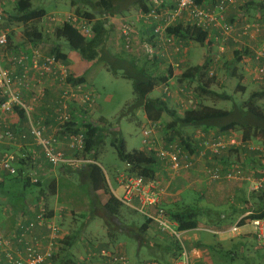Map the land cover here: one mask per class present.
Instances as JSON below:
<instances>
[{"label":"rangeland","instance_id":"374dc122","mask_svg":"<svg viewBox=\"0 0 264 264\" xmlns=\"http://www.w3.org/2000/svg\"><path fill=\"white\" fill-rule=\"evenodd\" d=\"M14 1L15 0H5L2 8L7 15L14 11ZM69 1L70 0H34V7L44 9L47 13V17L54 15L55 17L61 18L64 17V15L70 14V11L72 10V5H69ZM133 1L134 0H124L120 2V14H122V17L125 18H116L118 20L117 23H114L115 25L110 24L112 32L107 43V47L115 56H120L121 53H125L140 59L144 56V54H146V45L145 43L143 44L140 40L136 39L135 31L133 30L139 25L136 19L138 20V15L140 16V8L138 5H130V3ZM86 2L92 4V2L95 3L97 0H86ZM78 8L82 12L88 11L91 14H95L97 12L96 8H91L90 6L86 8ZM255 16L256 13L255 15L248 17V20L253 23L256 20ZM113 18H115V16H113ZM45 24L46 23L43 21L40 23V26L44 28ZM122 24L129 25L133 30L129 44L122 42ZM47 25L48 27H51L52 35L55 26H50L49 24ZM32 26L33 23L23 25L4 21L2 28L8 32V38L10 37L7 47L5 50L1 51L3 61L2 64L5 68H8V66H13L9 60L11 57H13L10 53L11 47H14L15 43H20V45L26 46V44L29 42V36H31L32 33ZM46 29L48 30V28ZM145 39L146 38L143 40L146 41ZM251 41L250 39L247 41L246 38H244L242 43H240L241 40L237 44L230 43L227 45L226 51L223 55H220V51L217 50L218 46L216 47L211 43V52L209 53V58L211 60L209 72H213V76L210 77L211 82L209 84V88L207 89L208 94H201L199 87L202 82L199 83L197 80L193 82L188 81L187 79L183 78V72L189 66L203 65L208 56V50L205 46H202L197 42L185 40L181 54L177 56L174 54L168 59L172 62L179 63L180 65V67L174 71L173 76L168 82V92L170 93L169 96L164 93L165 86L159 84L155 87L154 91L150 93L149 98H161L163 100L167 98L169 106L179 115H183L187 109L193 108L197 100L200 102L202 101L204 105L223 108L226 110H231L233 105H240L241 102L245 101L252 92L264 87V81H254V67L250 61V56L253 54L252 50L263 48L264 42L261 41V38H257V42H254L253 40ZM48 42H56L55 37L51 36L50 39H48ZM243 42L244 45L247 46L246 48L243 47ZM62 43L63 44L61 45V48L63 52L72 59L70 63L75 65V61L73 59L75 58L76 62H79L78 57L73 55L65 41H62ZM239 48L248 50L250 55L245 56L242 62L237 65V76L232 78L226 75V71L228 66L232 67L230 63L233 62L234 51L239 50ZM39 49L40 55L44 57L48 55V51L44 49V46L39 47ZM151 67H154V65L147 66V68H149L148 70H150ZM154 70H160L163 72L166 70V66L158 65L154 67ZM83 75L91 85L96 96V104L88 113H90L92 116V121L99 123V125L104 127L107 132L105 137L102 139L96 164L102 168L104 175H107L105 177L108 188L115 192L117 196L123 195V186L122 184L120 185L118 183V178L120 177V174L125 173L126 169V164L119 159L115 148L112 146L113 139L117 136L119 137V134L124 140L128 152L142 151L143 149L146 151V148L143 144V131L145 128L153 129L151 132L152 139L156 142L158 148H164L170 144L180 145L182 144V138L186 140L189 138L192 143L196 142V144H198L202 143L204 140L208 141L211 138L214 139L216 135H222L221 133L217 134L218 130H211L205 133V131L201 128L189 127L182 131V134L184 135V137H182L173 130H166L167 125L171 124L173 120L167 114L163 115L161 121L159 122V127L157 125L154 126L153 123H149L146 119L145 113L142 112V106L139 105L138 107L134 108L133 104L135 95L132 82L130 80L124 79L120 76H114L112 73L108 72L102 63L91 66ZM240 76L242 77L241 80L239 78ZM89 84L88 86L90 87ZM238 84L245 88V92L237 91ZM36 94H38V92ZM57 95H59V92ZM226 96H230L231 99L225 100ZM192 98L194 103H191L190 101ZM9 122H13V117ZM27 127L28 126L26 123L25 130ZM24 134H26V132H24ZM228 134L229 136L234 134L233 136L240 138L242 132L230 131ZM54 137L63 143L61 144L63 149L67 148V145L64 142V136H60L59 132L57 131V136L54 135ZM28 138L29 137L27 135L26 139ZM29 140L30 138L28 141ZM33 141L34 140H32L31 137L30 142L32 144ZM249 144L251 148H257L259 150L263 149L262 143L251 142ZM7 146V144L0 143V153L1 151H6V148L4 147ZM202 149H204L203 146ZM227 150L228 149L222 150L219 155L227 152ZM147 152L153 153L155 155L154 152ZM227 153L229 154L230 159L234 161L238 159L240 161L239 155L236 152L230 151ZM252 158L254 159L253 156ZM90 160L92 161V159ZM212 161L214 162L215 160L213 159ZM254 162H256L254 167L250 166L248 170L240 169L242 171V175L245 177V182H248L249 187L246 189V186L244 185L242 194L238 193L235 201H241L240 199L246 200V192L248 191V188L249 193H252L250 190L251 183L248 178H261L260 174L264 168L260 169V165L264 167V156H256ZM239 163L241 164V162ZM15 166L16 169L20 168L18 164ZM82 168H84V166ZM216 168L219 169V167L216 165L207 168L206 174L209 178H205V180L209 181L210 183H218L220 180H222V175L232 171L227 170L226 172L221 173L219 170V174L221 175H219L220 179H214L212 171L216 170ZM23 170L24 174L22 176H19L17 173L15 175H10L3 170V177L0 179V211H15L16 214L19 215L21 212H24L25 209L23 206L26 202L30 203V205L34 207H36V205H45L47 208L49 207L53 209L56 214L55 222L60 225V228L70 233L69 236L72 237V243L76 244L74 245L77 249V255L78 253L80 255H84V251L87 254V251L84 245L77 244L76 242L91 241V243L94 244V246H92V250H95L93 252H96V255L93 256V259L91 260L92 264L100 259L97 254L100 253L102 249H116L117 244L115 243L117 239L125 243L124 247L121 248L120 253L127 257L129 264H148L150 261L157 264H170L172 263L173 258H175L171 255L178 254L180 251H182V246L179 242V251L174 246H170V253L164 251V247L162 246H169V242L172 239L166 236L169 241L168 243H165L162 240L164 236L161 233H157V228H155L153 225L147 232V238L151 239L149 240L150 242H153L154 240L153 243L158 246L155 248L149 247V243L144 242V245L141 244L139 247L138 240L133 237H128V234L121 232L122 229L119 227L121 226V220L125 223V225L126 223H129L130 219H134L137 224H141L144 222V217L139 214L132 216L124 209H121L123 214L120 216V222L113 219L111 222L112 226L108 227L105 211L101 207L102 205L99 204V201L97 202L96 193H92L91 184L88 178L82 175L80 171H77L80 169H66L65 173H61L59 170L58 172L56 171L53 174V177L50 178V180H55L57 185L55 194H51L47 191V178H44V176H37V173L34 170ZM235 170H237V168H235ZM204 176L206 175L204 174ZM26 177H29L31 180H34L36 177H40L39 179L43 183L42 188L36 186L34 183L31 186L26 187L24 185V180ZM220 184L222 183L220 182ZM204 187L206 188V186ZM42 189L44 190V195L40 196L39 192ZM101 196H103L102 198L105 196V198L108 197V195L104 192H102ZM259 196L260 195L257 194V196L251 198L254 208H257ZM183 198V203L179 201V208L182 209L191 207L199 211L197 221L199 223L200 229L190 232L187 238L196 235L197 239L192 237L193 244L196 245L195 247H198L197 249L200 247H202L203 250L206 249L209 255L207 257L204 255V252H201L202 257L198 258L199 262L194 261L198 260L196 257H194L192 264H264V246H261L252 235L254 232L252 224H248L247 226L243 228L241 227L240 229V233H248L250 236L243 235L240 237H233V232L229 231L227 234H225L227 237L226 242H223L224 238L221 237L220 234L214 235L207 230V228L212 227L210 220L214 221L219 214L222 213L224 215H229L231 218L228 219V222L234 223L235 219H237V217L240 215L239 212L235 214L232 209L222 208L220 206L218 207L216 204L211 206L207 203L206 198L195 192H187L184 194ZM230 200L234 201L233 199ZM247 206H250V204L248 203ZM177 209L178 208H173L172 212H176ZM184 237L186 238V236H182L181 238L183 245L185 242ZM69 242H71V239H69ZM63 247L66 248L67 246H62V248ZM59 252H61V250ZM163 256L166 262L163 261ZM179 256L180 253L177 257V260H181V257Z\"/></svg>","mask_w":264,"mask_h":264},{"label":"trees","instance_id":"16d2710c","mask_svg":"<svg viewBox=\"0 0 264 264\" xmlns=\"http://www.w3.org/2000/svg\"><path fill=\"white\" fill-rule=\"evenodd\" d=\"M124 0H97L94 4L97 12L95 14H91L88 11L82 12L79 8L75 10L74 14L78 16V18H86L91 21L93 28V37L91 39L84 38L79 31L76 29V26L73 23L64 22V17H61V21L52 22L50 21V17H47V13L44 9L35 8L34 0H15L14 1V11L10 12L8 15L5 12V21L9 23H17L28 25L33 23L32 33L29 36V42L34 46H44V49H47L48 55L42 56L40 52H34L29 57L28 52H22L21 48L11 47V55L14 57H20L21 55L27 56L28 60L32 61L34 59L35 53L40 55V58L46 57H54L57 61H60L63 65L68 64V56L63 52L61 45L62 41H65L70 48L71 51L77 52L82 62H84L88 67L93 65L103 64L108 72L112 73L116 77H122L124 79L130 80L132 82V87L135 95L134 99V108L139 105L142 106V109L146 115V119L151 123L160 122L163 115H169L173 120L172 123L167 125L166 130H173L176 133L180 134L182 137V131L185 128L193 127V128H201L207 133V131L218 130V133L228 134L230 131H241L242 139L244 144H246L243 148H246L251 153L264 156V87L259 90L252 92L249 97L241 102L240 105H233L231 110H226L223 108L211 107L204 105L202 101L197 100L193 108L187 109L183 115H179L175 110H173L167 101V98L164 100L161 98L151 99L149 98L150 93H152L157 85H167L170 78L174 74V70L171 64L165 58H151L147 56V53L144 54L142 58H136L133 55L121 53L120 56H115L111 53L109 48L107 47V43L109 41L111 32L108 29V18L113 17L121 13L119 9L120 2ZM155 0H134L130 3V5H138L140 8L139 13L141 15L140 21L141 25L144 22V25L147 24V32H146V41L141 40V42L146 46H155L157 43L158 34L155 33V27L150 25V20L147 18V14L151 12L153 9L157 10H170L173 11L176 8V0H158L161 2L160 6H156L154 4ZM209 2L213 0H196V4H202L203 2ZM126 6V5H125ZM124 6V7H125ZM242 10L246 9V11H254L256 14L255 22L264 24V5L257 4L255 2H251L245 6L240 7ZM155 9V10H156ZM54 16V15H53ZM111 19V18H110ZM139 20V19H138ZM149 20V22H148ZM48 23L50 26H55L53 33L51 35L48 34V30L42 28L40 26L41 22ZM238 23V21H233L231 18L229 22ZM44 30V31H43ZM261 34H264L261 31ZM54 36L56 42H48L51 36ZM166 35L168 38L175 37L178 41L182 42L183 45L185 40H190L193 42H197L202 46H205L208 50V56L201 66H189L183 72V78L187 79L190 82L198 81L200 84V92L201 94H208L209 84L211 82V78L208 76L210 69V58L209 53L211 52V41L209 33L203 30L196 28L195 26L185 24L178 20L172 27L168 28L166 31ZM10 38V37H9ZM8 38V40H9ZM124 43L125 40L123 39ZM59 43V44H58ZM40 50V49H39ZM171 51V50H170ZM31 54V53H30ZM250 52L248 50H235L233 56V62L230 63L232 67H227L226 75L232 78L237 76V65L242 62L245 56H249ZM42 56V57H41ZM139 59V60H138ZM154 65L160 66L165 65L166 70L161 72L160 70H154V67H151L150 70L147 66ZM254 72V69H253ZM209 78H208V77ZM240 80L242 77H239ZM257 79L254 81L256 82ZM67 83L72 85H80L85 84V79L83 76H74L70 74L67 78ZM261 81H264L262 79ZM25 89L22 90L23 99L30 104L31 98L35 97L37 94L32 93L30 101L25 99ZM237 91L245 92V88L238 84ZM46 98V94L44 93L43 98ZM219 97V96H218ZM222 98V96H221ZM230 96H226L225 100H230ZM40 100V101H41ZM6 101V97L3 96L0 92V103ZM54 105L57 107V99L54 100ZM38 103V102H37ZM36 104V103H35ZM70 112H71V120L66 122L63 126H60L59 135L64 136L67 134L77 135L79 133H83L85 138V148L81 154H78V157L84 156L86 158L92 159L94 163L87 164L84 168H81L80 171L82 175L86 176L91 184L92 193H96V199L98 202V193L104 192L107 194L108 200L105 205H102V208L106 214V221L108 222V227L112 226V220H117L120 222V216L123 214L124 205L116 198L109 190L106 177L99 165L96 164L98 160V152L102 142L103 137L107 134L104 127L99 125L90 119H86L85 116H89L90 113L82 110L78 105L71 103L70 104ZM9 114H16L18 119L22 122L27 123V118L24 110L20 107L14 105L13 112L6 113L0 116V134L5 132L6 129L10 130L14 136L15 140L8 141L3 140L0 143L2 144H13L17 143L21 138L18 136L12 129L8 127L6 122V117ZM81 115V116H80ZM85 115V116H83ZM36 120V119H35ZM40 121V120H36ZM42 122V121H41ZM28 125V124H27ZM167 132V131H166ZM26 135V134H25ZM27 136V135H26ZM190 140L182 138V144L178 145L179 149H182L185 152L192 153L193 147L190 146ZM259 142L262 143V150L254 149L251 150L248 148V143ZM112 146L115 148V151L119 157V159L127 164L129 176H141L147 180H155V173L157 169V157L153 153H148L144 150L142 151H133L128 152L126 149V145L124 140L119 134V137L113 139ZM8 147V146H7ZM6 148V147H4ZM231 150V149H228ZM13 154L15 156V161L13 162V166L19 176L24 174L23 169H31L37 173V176L41 177V171L35 169L34 160L31 158L30 154L18 155L14 152L10 151H1L0 153V161L3 158L4 154ZM215 157L220 156L214 155ZM159 160V159H158ZM160 161V160H159ZM165 163V161H162ZM16 164L20 166V168L16 169ZM260 169L264 168L260 165ZM67 168V167H66ZM69 168V167H68ZM71 170H75L70 168ZM240 169V168H238ZM1 170V168H0ZM244 170V169H243ZM3 171V170H2ZM264 171V170H263ZM8 173V172H7ZM10 174V173H8ZM10 174V175H15ZM264 173L261 172L260 177H263ZM39 177V178H40ZM39 178H35L31 180L29 177H26L24 180V185L31 186L33 183L42 188L43 183ZM1 184V183H0ZM57 185L55 181H47V191L51 194L56 193ZM40 196L44 195V190H40ZM260 195L258 197V205L257 208L252 212L251 216H249L250 220L256 219H264V192H252L250 194L251 198ZM95 198V196H94ZM198 210L193 209L191 207L182 208L181 210H177L176 212L169 211V215L173 221H175L178 225V229L180 231H191L198 227L199 223L197 221V217L199 216ZM53 212L48 211V215L50 217L53 216ZM143 216V215H142ZM144 217V216H143ZM246 219V218H245ZM243 219L240 223L238 222V227L244 225ZM110 220V221H109ZM152 222L144 217V222L142 223L139 230H135L134 225L129 226L121 220L120 227L124 232L128 235H132L133 237H137L141 240V244L144 242L149 243V247H156L158 245L151 243L147 238V232L151 227ZM256 239V236L254 235ZM257 241V240H256ZM69 238H64L62 241L63 246H67L66 248H62V250L67 251L70 247ZM144 245V244H143ZM176 247L179 251V245L171 240L169 242V246H165L164 251L170 253L171 247ZM263 246V245H261ZM163 247V246H162ZM180 253V252H179ZM178 254H172L173 257H178ZM54 261H57V257L54 258ZM163 261H165L163 256ZM152 261L148 262L151 263ZM166 262V261H165ZM60 264H72L71 261H64Z\"/></svg>","mask_w":264,"mask_h":264},{"label":"built area","instance_id":"2783aa9c","mask_svg":"<svg viewBox=\"0 0 264 264\" xmlns=\"http://www.w3.org/2000/svg\"><path fill=\"white\" fill-rule=\"evenodd\" d=\"M5 0H0V92L6 97V101L0 103V116L13 112L14 105L24 110L29 127V134L32 136L34 143L42 150L47 163L53 167L66 166L73 169H81L83 166L92 163L89 158L79 156L85 148V138L83 133L77 135H64V142L67 149L72 155H67L62 148L63 144L53 135H48L47 126L36 121L33 116V107L39 102L44 95V91H38V94L31 98L30 104L23 99L22 90H30L26 81L14 74L9 68H5L2 64V53L8 45V32L3 30L2 25L5 21V12L2 8ZM251 2L263 4L264 0H213L196 4V0H176V8L170 10L153 9L147 18L150 20V25L155 27V33L158 34L157 44L155 46H146V53L149 59L157 57L168 60L172 55H180L183 49V43L175 37L168 38L166 31L181 19L185 24L195 26L196 28L209 33L211 43L218 46L220 55L226 51V47L230 43L237 44L240 40L248 38L257 42V38H261L264 42V24L257 22L251 23L243 14L241 24L229 22L230 15L235 9L245 6ZM156 6H160L161 2L154 1ZM257 16L258 13L256 14ZM148 20V22H149ZM50 21H61L59 17L52 16ZM64 22L73 23L79 33L87 39L93 37V28L90 20L86 18H78L75 14L65 15ZM133 33L132 28L127 24L121 25V34L126 44H129L130 37ZM244 45V42H243ZM247 45V44H246ZM246 48L247 46H243ZM171 50V51H170ZM243 50V48H239ZM253 54L250 56V61L254 67L255 79H264V47L261 49H253ZM248 59V58H247ZM10 62L15 66L24 67L28 62V57L21 55L20 57H11ZM173 70L180 67L179 63L168 60ZM33 68L39 74V79L44 76H52L61 86L62 92L57 97V107L54 110V122L60 126L69 122L72 118L70 112V104L78 105L82 110L89 112L96 104V96L92 89H89L85 84L72 85L67 83V78L70 75L60 61L54 57L40 58L38 53H35L32 61ZM256 73V74H255ZM209 77L213 76V72H209ZM164 93L169 96V88L164 85ZM32 91V90H31ZM32 93H37L32 91ZM194 103L193 98L190 100ZM153 129H146L143 132V144L146 151L154 152L157 159L165 161L169 164L170 169L176 173L187 171L193 167V161L188 152L179 149L178 145L170 144L164 148H158L156 142L152 139L151 132ZM232 135H219L214 139L203 141L200 146L204 147V151H209L213 156L220 154L224 149L243 148L244 144L242 137L237 138ZM235 137V138H234ZM25 140L27 136H21ZM222 138V139H221ZM3 140H15L14 134L6 129L0 134V142ZM253 147V146H252ZM248 148H251L248 143ZM202 152V153H203ZM201 153V154H202ZM15 156L13 154H4L0 161V168L10 174H15L16 170L13 166ZM218 170V171H217ZM212 171V170H210ZM213 172V178L220 179L219 169ZM264 173V171H262ZM220 175V176H219ZM221 179L225 180H245L242 171L232 170L222 175ZM250 181L251 192L264 191V176L261 178H248ZM119 182L123 186V195L117 196L118 200L125 206L130 207L149 219L157 230L171 238L178 245L182 246L180 251L181 260H174L170 264H192L193 258H201L202 253L199 249L194 248L188 251L182 244V236L186 231H180L178 225L173 221L168 212L161 206L162 189L161 184L157 180H147L141 176H129L127 174L120 175ZM136 203V204H135ZM254 228L253 234L260 245L264 246V219L250 220ZM238 224L232 226L229 231L237 232ZM208 232L218 235L221 231L208 230ZM62 230L60 225L55 222L54 217L48 215L45 208H41L33 219L29 221H21L17 224L15 231L11 236H6L1 231L0 220V252L5 264H52L58 252L62 249ZM179 242V243H178ZM95 256V255H92ZM97 256L101 259V264H129L127 257L117 251L102 249ZM85 264H91L85 262ZM157 264V263H148Z\"/></svg>","mask_w":264,"mask_h":264},{"label":"crops","instance_id":"0c3cea01","mask_svg":"<svg viewBox=\"0 0 264 264\" xmlns=\"http://www.w3.org/2000/svg\"><path fill=\"white\" fill-rule=\"evenodd\" d=\"M95 3L92 2V4H91V3L86 2V0H70L69 5L70 6L72 5V10L70 11V14L74 13L75 10L78 9V7H82V8L85 7L86 8V7L90 6L91 8H95V5H94ZM243 14H245L246 18H248V17H251L252 15H255V12L251 11V10L246 11V9L242 10V9L237 8L234 10V12L231 13L230 18L233 21H238V24H241V21L243 20ZM139 17L141 18V15L140 16L138 15L139 20L136 19V21H138L139 25L136 26V28H135L136 30L135 29H133V30L135 31L136 39L141 41L146 37L147 24L144 25V22H143L142 23L143 25H141V21H140ZM116 18L118 19V18H125V17H122V14L115 15V18L109 17L108 20H111V21H108V27H109L108 29H110V32H112V28H111L110 24L117 23L118 20ZM47 24L48 23H46L45 26L48 28V31H47V32H49L48 34H50L52 30H51V27H48ZM246 40L248 41V38H246ZM14 45H15L14 47L17 46L18 48H21L22 52H23V50H24V52H28L27 54L29 55V57L32 55V53L39 51V46H34L30 42H28L26 44L27 47L20 45V43H15ZM72 53H73V55H76L78 57L79 62H76V59L74 58L73 60L75 61V65H72L70 63V61H72V59L69 58V56L66 54L68 56V64L63 65V66L66 69H68L70 74H72L74 76H83L84 77L83 74L90 67H88L84 62L81 61L79 54L77 52L72 51ZM30 60L31 59L28 60V62L26 63V65L24 67L18 66V65H15V66L13 65V66H8V68L14 74L23 78L26 81L27 85L29 86L30 90L25 91V99L27 101H30L32 91H35V92H38L40 90L44 91V93L46 94V98L44 97L43 100L39 101L38 103H36L34 105L32 116L34 119L42 121L47 126L48 135H53V136L56 135L57 136V131H58L59 127L54 122V110H55L54 100L57 99V97H58L57 93L58 92H59V96H60V94L62 92L61 86L58 84V82L52 76H44V78L42 80H40L39 76H38L39 74L37 73L36 69L33 68V65L31 64ZM84 79L86 82L85 85L89 89H92V87L88 83L87 79L85 77H84ZM88 84L90 85V87L88 86ZM36 88H37V90H36ZM142 112L144 113L143 110H142ZM83 116H85V115H83ZM12 117H13V122L10 123L9 121ZM85 118L92 120L91 115H89L88 117L85 116ZM5 123L18 136H20V134L24 135V132H26V134L28 135V137L31 140L32 136L29 135V131H28L29 127H27L25 130L26 122L20 121L16 114H9L6 117ZM24 123H25V125H24ZM149 123H151V122H149ZM153 125L154 126L157 125L159 127V122L153 123ZM144 130H146V128ZM217 134H219V133L217 132ZM222 135L228 136L229 134H222ZM28 139L22 140V141L20 139L17 143L14 142L13 144L9 143L8 147H6V150L10 151V152H14L18 155H24V154L29 153L31 158L34 160L35 169H38L39 172L41 171V176H44V178H47L48 182L49 181H51V182L55 181V180H50V178L53 177V174L56 171L58 172V170H59L61 173H65L66 169H70L68 167L66 168V166H60L58 168L51 166L49 163L46 162L41 148L39 146H37L34 143V141L32 144L30 142V140L28 141ZM32 140H33V138H32ZM189 143H190V146L193 147L192 148L193 152L191 154L189 153L191 158H192V161H193V167L191 170L173 173L166 162L162 163V161H159L157 159L158 165H157V169H156V173H155V180L159 181L161 184V189H162L161 206L168 213H169V211H172L173 208H175V209L178 208L177 210H180L181 208L178 207V204H179V201L181 203H183L184 194H186L187 192H195V193L201 194L204 198H206L207 203L211 206L216 204V205H218V207L220 206L222 208L232 209L235 214L237 212L240 213V215L237 217V219H235L234 223L228 222V219L231 218L229 215H224L222 213L219 214L215 218L214 221L210 220L212 227L207 228V230L221 231L222 234H220V235H221V237L224 238L223 242H226L227 237L225 236V234H227L229 232V229L232 226L236 225L238 222L240 223L243 219L246 218L244 221V225L239 226L238 231L233 233V237H235V236L240 237L243 235L250 236L248 233H244V234L240 233L241 227L243 228V227L247 226L248 224H250L249 223V221H250L249 216H251L252 212L255 210V208L253 207L252 202H251V196L249 193V188H248V191L246 192V200L240 199L241 201H235L237 198V194L238 193L242 194L243 186L245 185L246 189H247V187H249L248 182L246 181L247 182L246 183L245 180H243V181L242 180L228 181V180L222 179V180H220V182L222 184H220V182L210 183L209 181L205 180V178H209L206 174L207 168L213 167V165L214 166L216 165L217 167H219V170L221 173L222 172L224 173L227 170H235V168L248 170V168H250V166L254 167L256 165V162H254V161L256 159V156H258V155L249 152L248 150H246V148H242V149L237 148L236 150H234V149L227 150V152H230V151L236 152L239 155L240 161L238 159L236 161H234V160L230 159L229 154L227 152H224L220 156L215 157L209 151L203 152L205 149H202V147L200 146L201 143L196 144V142L192 143L191 141ZM64 150H65L67 155H69V156L72 155V153L67 148H65ZM252 156L254 157V159L252 158ZM260 156L261 155H259V157ZM213 159L215 160L214 162L212 161ZM239 162H241V164ZM237 163H239V164H237ZM127 169H128V166L126 164V169H125L124 174L128 173ZM103 173H104V171H103ZM204 174L206 176H204ZM120 175H122V174H120ZM105 176H107V175H105ZM2 177H3V171L0 170V179ZM119 178H118V183L121 185V183L119 182ZM0 183H1V180H0ZM204 186H206V188ZM110 192L115 197H117L115 192H113L112 190H110ZM97 195H98L99 204L105 205L109 196L107 198H105L106 196L104 198H102L103 197V196H101L102 192L98 193ZM230 199H233L234 201H231ZM248 203L250 204V206H247ZM23 207L25 209L24 210L25 213L21 212L19 215L16 214L15 211L14 212L7 211V210H4L3 212L0 211L1 231L6 236H11L13 234V232L15 231L16 226L19 222H21V221L25 222V221H29V220L33 219L34 216L36 215V213H38V211L41 208H45L47 211L53 212L52 217L56 218L55 211L49 207L47 208L45 205H40V206L36 205V207H34V206L30 205V203L26 202ZM123 209L126 210V212L132 216L135 214L141 215L140 213H138L134 209L127 207L125 205H124ZM60 217H61V215H60ZM128 225L129 226L134 225L135 230H139L142 223L137 224V222L134 221V219H130ZM152 225L153 224H151V226ZM107 229H108V227H107ZM198 229H200L199 225L194 230H198ZM194 230L186 231L184 233V236H186V238L184 237V240H185V242H184L185 246L184 247L188 251H192L194 248H198V247H195L196 245H194L192 242V237L197 239L196 235H193L192 237L187 238L188 234ZM157 233H160V232L157 230ZM69 235H70V233H68L64 229H62V236L61 237L63 239L64 238L71 239V242L69 243L70 247L65 252H64V250H62L61 252H58L57 261L53 260L52 264H60L64 261V259H67V261H69V262L71 261L72 264H85V262L91 263V260L93 259L92 255H96V252H93L95 250H92L93 249L92 246H94V244H92L91 241L76 242L77 244L84 245L86 247L85 249L87 251V254L84 251L85 256L80 255L79 253H78V255H79L78 256L77 255V249L75 247L76 244L74 243L75 244L74 245L72 243V237ZM252 235H253V233H252ZM163 236L164 237L162 240L165 243H168V241H169L168 238L165 235H163ZM128 237H133V236L128 235ZM133 238L138 240L139 247H140L141 240H139L137 237H133ZM148 240H151V239H148ZM153 242H154V240H153ZM153 242H151V243H153ZM115 244H117L116 249H113L112 251L120 252L121 248L124 247L125 243H123V241H119L117 239ZM97 245H98V243H97ZM163 247H165V246H163ZM199 249L202 253L204 252V255H206L207 257L209 256L208 251L206 249L203 250L202 247H200ZM2 256L3 255L0 252V264H5L4 260H1ZM194 261L199 262V259L194 260ZM95 263L101 264V259H99L97 262H94L93 264H95Z\"/></svg>","mask_w":264,"mask_h":264},{"label":"clouds","instance_id":"9594fccd","mask_svg":"<svg viewBox=\"0 0 264 264\" xmlns=\"http://www.w3.org/2000/svg\"><path fill=\"white\" fill-rule=\"evenodd\" d=\"M92 163H94L93 161H92ZM91 164V163H90ZM254 235V234H253Z\"/></svg>","mask_w":264,"mask_h":264}]
</instances>
